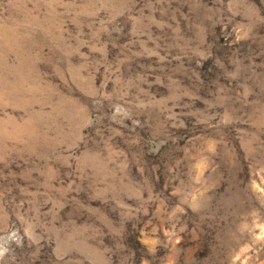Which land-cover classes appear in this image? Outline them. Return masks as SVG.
Here are the masks:
<instances>
[{
  "label": "rangeland",
  "instance_id": "1",
  "mask_svg": "<svg viewBox=\"0 0 264 264\" xmlns=\"http://www.w3.org/2000/svg\"><path fill=\"white\" fill-rule=\"evenodd\" d=\"M0 264H264V0H0Z\"/></svg>",
  "mask_w": 264,
  "mask_h": 264
}]
</instances>
